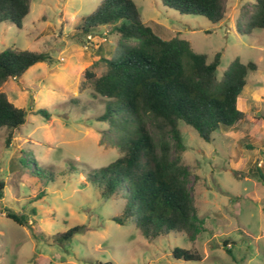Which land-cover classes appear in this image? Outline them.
<instances>
[{
	"label": "rangeland",
	"instance_id": "374dc122",
	"mask_svg": "<svg viewBox=\"0 0 264 264\" xmlns=\"http://www.w3.org/2000/svg\"><path fill=\"white\" fill-rule=\"evenodd\" d=\"M102 1L31 0L21 29L0 24V51L15 47L51 58L0 88L26 113L10 146L4 145L6 129H0V264H264V182L254 177L256 168L264 174V30L243 36L235 31L240 10L250 11L254 0H228L225 18L217 24L181 15L160 0H132L162 39L178 36L209 61L219 52L218 77L235 59L257 67L237 100L246 120L216 132L210 142L180 122L181 150L169 136L204 221L193 242L183 234L147 240L132 224L117 225L111 218L125 207L122 194L103 199L90 182L122 153L109 122L96 120L111 100L92 97L83 74L100 57H109L117 43L134 44L106 27L80 35L82 19ZM102 70L94 67L97 76ZM7 213L26 216L28 226L17 225ZM75 226L84 231L67 243L54 242ZM175 248L199 255L200 261L174 259Z\"/></svg>",
	"mask_w": 264,
	"mask_h": 264
},
{
	"label": "trees",
	"instance_id": "16d2710c",
	"mask_svg": "<svg viewBox=\"0 0 264 264\" xmlns=\"http://www.w3.org/2000/svg\"><path fill=\"white\" fill-rule=\"evenodd\" d=\"M160 1L181 15L201 16L212 24L221 22L227 13L228 0ZM30 7L31 0H0V24L21 29ZM100 27L134 44L117 43L109 57H100L83 74L92 97L111 100L106 112L96 120L109 122L116 134L114 144L122 153L98 175L91 176L90 182L103 199L122 194L125 207L120 215L111 218L117 225L132 224L147 240L183 234L193 242L204 231V221L188 190L186 167L179 155H172L174 146L169 136L174 138L175 148L181 150L180 122L210 142L216 132H227L246 120L237 108V100L248 74L257 67L235 59L218 77L219 52L209 61L206 54L194 52L190 43L178 36L162 39L146 26L132 0H103L82 19L77 30L86 37ZM254 30H264V0H254L250 11L242 8L236 19L235 31L239 35H251ZM45 62H51L45 52L4 48L0 51V88L9 80H19L35 64ZM95 66L103 68L99 76ZM36 114L49 119L44 110ZM25 115L0 90V129L7 131L6 147L14 131L24 124ZM148 124L158 134V141ZM254 177L264 182L258 168ZM2 189L0 184V198ZM6 217L19 226H28L24 215L7 213ZM83 231V227L75 226L56 236L54 242L67 243ZM225 251L232 255L231 250ZM172 257L200 261L199 255L179 248L172 251Z\"/></svg>",
	"mask_w": 264,
	"mask_h": 264
},
{
	"label": "crops",
	"instance_id": "0c3cea01",
	"mask_svg": "<svg viewBox=\"0 0 264 264\" xmlns=\"http://www.w3.org/2000/svg\"><path fill=\"white\" fill-rule=\"evenodd\" d=\"M245 88H246V85H245V87H244V90H245ZM244 90H243V91H244ZM250 91H251V90H250ZM253 100H254V96H253Z\"/></svg>",
	"mask_w": 264,
	"mask_h": 264
},
{
	"label": "built area",
	"instance_id": "2783aa9c",
	"mask_svg": "<svg viewBox=\"0 0 264 264\" xmlns=\"http://www.w3.org/2000/svg\"><path fill=\"white\" fill-rule=\"evenodd\" d=\"M259 166H261V164L259 163Z\"/></svg>",
	"mask_w": 264,
	"mask_h": 264
}]
</instances>
